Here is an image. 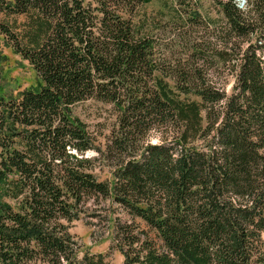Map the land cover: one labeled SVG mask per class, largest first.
I'll use <instances>...</instances> for the list:
<instances>
[{
  "label": "trees",
  "instance_id": "trees-1",
  "mask_svg": "<svg viewBox=\"0 0 264 264\" xmlns=\"http://www.w3.org/2000/svg\"><path fill=\"white\" fill-rule=\"evenodd\" d=\"M152 1L0 0V36L40 82L13 97L0 69V187L14 202L0 194V264H107L80 256L68 227L106 203L128 217L107 218L123 264H264V0H214L213 21L171 0L177 29L204 33L191 52L201 70L173 86L134 23ZM17 17L19 34L2 20ZM204 65L231 67L228 93ZM89 100L116 111L105 151L73 115ZM161 128L173 144H146Z\"/></svg>",
  "mask_w": 264,
  "mask_h": 264
},
{
  "label": "rangeland",
  "instance_id": "rangeland-1",
  "mask_svg": "<svg viewBox=\"0 0 264 264\" xmlns=\"http://www.w3.org/2000/svg\"><path fill=\"white\" fill-rule=\"evenodd\" d=\"M87 1V0H85ZM225 1V0H222ZM197 4L199 14L208 21L217 20L220 14L214 6V0H192ZM237 6L245 10V0H234ZM174 8H177L171 0H154L138 10L134 15V23L141 29V34L150 32L155 40L154 60L160 69L166 74L157 72L156 76L165 78L173 86V76L177 71L190 72V68H199L202 61H194L191 57L192 46L201 40L204 33L197 28L190 30H181L175 21ZM16 19L14 32H19L25 28V17L5 19L3 21L12 24ZM148 32V34H149ZM0 69L6 82L10 86V93L13 97L25 90H37L40 82L32 67L23 60L18 54L14 53L11 45L0 36ZM201 70V69H200ZM202 70L207 75L210 84L216 88H221L228 93L234 84V74L231 67L214 66L204 67ZM171 76V78H169ZM73 115L77 117L85 126L95 142V146L105 151L107 142L110 140L112 132L117 129L116 111L112 106L104 105L95 101L83 102L73 109ZM174 133L168 129L161 128L149 133L146 144L155 145L165 143L172 145ZM88 157H96L95 152L88 153ZM115 159H109L103 163H96L94 173L99 180L110 178L111 167ZM2 201L13 205L14 202L7 198L6 191L0 187ZM96 214L99 218H93ZM111 217L115 221L128 220L125 213L116 209L114 206L109 208V203L103 207L92 206L90 211L82 213L80 219L73 221L68 225L69 233L74 237L80 246L79 255L83 254H101L105 256L107 264H123V256L114 249L113 234L107 223V218ZM142 230H147L141 225ZM153 237L152 234H150ZM32 264H43L34 262Z\"/></svg>",
  "mask_w": 264,
  "mask_h": 264
}]
</instances>
